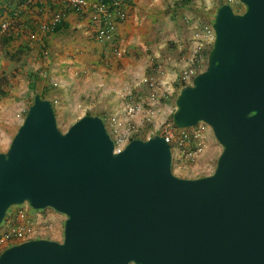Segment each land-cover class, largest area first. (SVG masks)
<instances>
[{
  "label": "water",
  "instance_id": "1",
  "mask_svg": "<svg viewBox=\"0 0 264 264\" xmlns=\"http://www.w3.org/2000/svg\"><path fill=\"white\" fill-rule=\"evenodd\" d=\"M216 10L205 69L181 88L172 123H203L221 146L194 179L172 172L161 135L114 152L102 118L65 132L35 94L0 152V226L13 206L65 217L62 241L28 240L0 264H264V0Z\"/></svg>",
  "mask_w": 264,
  "mask_h": 264
},
{
  "label": "crops",
  "instance_id": "2",
  "mask_svg": "<svg viewBox=\"0 0 264 264\" xmlns=\"http://www.w3.org/2000/svg\"><path fill=\"white\" fill-rule=\"evenodd\" d=\"M16 3L0 0V22L8 18L15 22L12 39L6 45L0 39V76L14 64L8 57L15 51L21 54V65L27 60L26 66L17 70L23 74L16 78L21 86L10 93L12 101L22 96V110L29 104L30 92L32 98L41 94L74 109L80 106L77 99L82 98L86 111L81 117L117 116L142 125L143 111L128 110L144 106L157 111V120L168 119L178 93L175 78L191 48L181 27L184 17H177L183 9L179 8L180 0H129L123 7L126 17L116 24L111 44L96 40V28L88 14L69 9L60 0ZM57 15H61L55 23L57 30L42 33L40 27ZM172 41L177 51L171 49ZM182 48L184 53L179 55ZM7 77L6 91L14 81ZM152 77L161 89L145 82ZM162 90L167 91L165 98L161 97ZM12 112L7 102L0 101V152L10 140L1 123Z\"/></svg>",
  "mask_w": 264,
  "mask_h": 264
},
{
  "label": "built area",
  "instance_id": "3",
  "mask_svg": "<svg viewBox=\"0 0 264 264\" xmlns=\"http://www.w3.org/2000/svg\"><path fill=\"white\" fill-rule=\"evenodd\" d=\"M65 5L76 9L80 14H88L90 21L96 28L95 36L99 43L111 44L114 40L116 24L125 19L124 5L129 0H60ZM228 4H239L237 0H227ZM17 2V0H11ZM61 15H57L51 20L50 24H43L40 27L42 33L49 30L60 20ZM14 19L8 18L0 22V39L6 35H10L14 26ZM192 39V48L190 54L185 60V65L177 74L175 83L177 91L184 86L191 84L193 78L206 67L207 55L212 47L214 40V32L212 25L205 26L201 29H194ZM151 87L161 89L157 84L155 77L145 80ZM158 89V90H159ZM159 94V93H158ZM161 97L167 96V91L160 92ZM53 105L57 104L56 100H52ZM142 110V125H138L132 119L120 120L117 116H110L103 119L106 122V129L113 141L114 152H120L136 135H144L146 139L152 135H161L170 144L171 148L177 150L187 161L194 163L197 158L203 154L204 144V127H208L203 123H199L189 129H177L174 127L170 119L157 120V111L151 107L138 106L128 110V112H136ZM172 148V151H173ZM34 228L30 223L17 224L8 227L0 233V249L4 250L15 244H19L34 238ZM0 250V251H1Z\"/></svg>",
  "mask_w": 264,
  "mask_h": 264
},
{
  "label": "rangeland",
  "instance_id": "4",
  "mask_svg": "<svg viewBox=\"0 0 264 264\" xmlns=\"http://www.w3.org/2000/svg\"><path fill=\"white\" fill-rule=\"evenodd\" d=\"M222 2L226 4L228 3L227 0H195L193 11L182 9L177 14V17H184V24H179H181V27L185 28L186 38L184 39L185 41H187V43L189 42L191 48L192 39L195 32L194 29H201L205 26L208 27L212 25L216 10L218 9L219 4ZM231 6L233 7V11L235 13H240L244 10L242 5L240 4H233L232 2ZM195 9L196 11H194ZM170 47L171 49H175L177 51V49L175 48V43L173 41ZM183 49L184 48L180 49L181 51L180 54L178 53L179 55H182V53H184ZM8 59L10 61H13L14 64L7 67L6 71H3V77L8 79L7 76H10L11 78H14V81L13 86H9V88L7 89V96L0 98V101L3 103L7 102L8 108H11L13 112L10 115L11 117H8L9 119L3 120L1 123V125L7 128L6 130L9 131L10 134V140H8L9 142L4 143L5 147L4 145L1 146L3 148L1 149L2 152L7 150L12 137L17 132V129L21 125L28 107L32 103V94L30 92H28L30 98L28 102L29 104H27L24 110L21 109L20 100L22 99V96H17L14 101L11 100L12 94L10 93H15L16 89L21 86L20 82H16V78L23 77V74L19 73L17 70L24 65L26 66L27 60L23 65H21L19 63L21 54L17 53L16 51L12 56H9ZM3 61H7V55L4 56ZM13 70H15L14 74L12 73ZM14 86L15 88H13ZM76 103H80V106H78L76 109L69 108L65 106V104L57 103L56 105H53V107H55L54 109L57 127L60 131L65 132L74 122L79 119V117H81L80 115L85 113L86 109L83 108L84 100L82 98L77 99ZM172 108L173 113L174 106H172ZM171 114H169L168 120L170 119ZM104 119H107V117H105ZM203 131L205 144V147L203 149L204 152L197 158L194 163L187 161L179 153L176 154L177 150L173 148L172 172L175 176L185 179H194L207 176L212 173L213 169L216 166V161L222 151V148L214 139L212 131L209 127H204ZM64 221L65 217L62 214L53 211L52 209L35 211L31 209L27 204H23L21 206H13L7 211L3 223L0 226V233H2V231L8 227H12L14 225L22 223H30L34 230H36L34 232V238H45L61 242L63 237Z\"/></svg>",
  "mask_w": 264,
  "mask_h": 264
},
{
  "label": "trees",
  "instance_id": "5",
  "mask_svg": "<svg viewBox=\"0 0 264 264\" xmlns=\"http://www.w3.org/2000/svg\"><path fill=\"white\" fill-rule=\"evenodd\" d=\"M27 1H33V0H17V5H19L20 3H24V2H27ZM194 1L195 0H180V6H179V8H183V9H188V10H190V11H193V9H194ZM224 3L222 2V3H220L219 4V7L221 6V5H223ZM228 4V3H227ZM39 7L41 6V5H38ZM69 9H71V10H75L76 11V9H74L73 7H71V6H68V5H66ZM231 6V5H230ZM231 8H232V10H233V7L231 6ZM194 11H196V9L194 10ZM237 13V12H236ZM175 14H176V11H175ZM15 25V24H14ZM57 27H58V24L55 26H51V27H49V32H52V31H55V30H57ZM12 39V37L10 36V35H6V36H4V37H2L1 38V42H2V45H6L10 40ZM7 84H8V82H7V79L6 78H4L3 76H0V98L1 97H5L6 95H7V91L5 90L6 89V86H7ZM37 94V93H36ZM42 98H44L41 94H39ZM34 97V96H33ZM32 101H33V98H32ZM51 102H52V100H50ZM53 104V103H52ZM55 108V107H54ZM54 112H55V109H54ZM87 115H89V114H87ZM170 121H172V114H171V116H170ZM133 139H140V140H146V137L144 136V135H136V136H134L131 140H133ZM172 148H173V146H172Z\"/></svg>",
  "mask_w": 264,
  "mask_h": 264
},
{
  "label": "flooded vegetation",
  "instance_id": "6",
  "mask_svg": "<svg viewBox=\"0 0 264 264\" xmlns=\"http://www.w3.org/2000/svg\"><path fill=\"white\" fill-rule=\"evenodd\" d=\"M57 241V240H56Z\"/></svg>",
  "mask_w": 264,
  "mask_h": 264
}]
</instances>
